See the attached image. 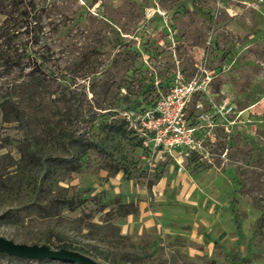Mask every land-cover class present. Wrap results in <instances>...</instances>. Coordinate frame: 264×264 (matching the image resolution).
<instances>
[{
    "label": "rangeland",
    "instance_id": "1",
    "mask_svg": "<svg viewBox=\"0 0 264 264\" xmlns=\"http://www.w3.org/2000/svg\"><path fill=\"white\" fill-rule=\"evenodd\" d=\"M205 71L192 115L237 113L199 126L201 152L153 165L126 122ZM7 100L30 136L4 121ZM79 135L97 147L73 161ZM263 214L264 0H0L1 237L99 264H264Z\"/></svg>",
    "mask_w": 264,
    "mask_h": 264
},
{
    "label": "built area",
    "instance_id": "2",
    "mask_svg": "<svg viewBox=\"0 0 264 264\" xmlns=\"http://www.w3.org/2000/svg\"><path fill=\"white\" fill-rule=\"evenodd\" d=\"M213 79L208 71L187 81L179 75L170 94L160 97L153 106L146 108L138 116L136 130L145 147L149 148L153 165L156 166L167 154L182 155L183 150L187 155L201 152L204 141L200 137L199 126L207 122L214 128L217 124L216 118L220 117L218 114L232 116L237 113L231 103L219 105L211 101L212 114L207 111L204 103L199 101L194 106L195 116L192 115V99L202 95L210 96ZM230 124H234L233 121ZM180 170L182 171L183 167H180Z\"/></svg>",
    "mask_w": 264,
    "mask_h": 264
},
{
    "label": "trees",
    "instance_id": "3",
    "mask_svg": "<svg viewBox=\"0 0 264 264\" xmlns=\"http://www.w3.org/2000/svg\"><path fill=\"white\" fill-rule=\"evenodd\" d=\"M10 103H11V101L7 100V101L3 102L1 105L2 110H4V121L5 122H11V121L16 122L17 121L20 124V127L22 128V130L24 131L25 136H30L31 131H32L31 130V124H29V121L27 120L26 116L24 115V113H23L24 111L21 110L19 106L14 105V104H10ZM126 123H127V125H129V124L131 125V126L129 125V127H130L129 133L130 134H132V133L135 134V132L137 133V131L134 130L131 123H129V122H126ZM33 140H36V138L33 137ZM142 142L144 143L143 139H142ZM66 146H68V148H70L72 146V148L77 149V154H75L77 156L75 157V159H70L73 161H78L81 157L87 155V153L89 152L90 149L97 147L96 143L93 140L86 139L84 136H81V135L76 136L75 138L69 139V143H67ZM30 153H31V156H34V158L37 162L42 163L43 165H46L49 161L53 162V163L49 164V166H51L50 168H53L56 164H61V162H62V159L58 160L57 158H53L52 156H50V157L46 156L45 157L43 155V152L37 151L34 149ZM97 202L99 203L100 201L97 200ZM263 225H264V214L257 221L256 229L254 230L255 231L254 236H256L258 234L259 230L263 227ZM236 226L238 227V229H240V224H239L238 218L236 219ZM58 237H60V236H58ZM62 239L63 238H61V241H63ZM62 248L74 250V249H72V245H70V244L66 245V243L64 245L58 247V249H62ZM74 251H76V250H74ZM0 257H1V260L10 258V259H14L16 261H26V262L34 263V264L42 262V261H48V262L58 261V260H52V259H50V260H47V259L29 260V259L23 258V257L19 258V257L11 256L7 253L6 254L0 253ZM60 262H64V261H60ZM65 262H68V261H65ZM70 263H72V262H70Z\"/></svg>",
    "mask_w": 264,
    "mask_h": 264
},
{
    "label": "water",
    "instance_id": "4",
    "mask_svg": "<svg viewBox=\"0 0 264 264\" xmlns=\"http://www.w3.org/2000/svg\"><path fill=\"white\" fill-rule=\"evenodd\" d=\"M0 253L9 254L15 257H23L29 260L47 259L68 261L75 264H99L97 260L90 256L70 250L67 248L54 249L50 245L37 244L30 245L27 243H17L8 238L0 236Z\"/></svg>",
    "mask_w": 264,
    "mask_h": 264
},
{
    "label": "crops",
    "instance_id": "5",
    "mask_svg": "<svg viewBox=\"0 0 264 264\" xmlns=\"http://www.w3.org/2000/svg\"><path fill=\"white\" fill-rule=\"evenodd\" d=\"M174 168H176L179 176H183L184 172H182L183 170L182 171L180 170V165L176 164V166H174ZM181 179H182V177H181Z\"/></svg>",
    "mask_w": 264,
    "mask_h": 264
}]
</instances>
